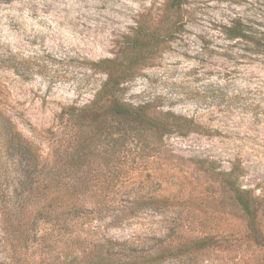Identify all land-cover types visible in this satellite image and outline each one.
Segmentation results:
<instances>
[{
  "label": "rangeland",
  "instance_id": "1",
  "mask_svg": "<svg viewBox=\"0 0 264 264\" xmlns=\"http://www.w3.org/2000/svg\"><path fill=\"white\" fill-rule=\"evenodd\" d=\"M165 0H1L0 108L48 155V133L64 106L92 99L106 75L88 61L113 57L139 21L156 22ZM184 31H176L149 66L123 84L127 104L193 118L200 131L170 134L157 158L127 162L141 183L117 186L192 192L190 206L208 226L240 238L245 220L200 169L213 160L235 167L239 183L262 203L264 222V0H187ZM242 23L248 39L230 37ZM104 145V144H103ZM0 154V184L4 180ZM105 172L106 167H103ZM121 190V191H122ZM160 215L144 210L113 224L117 239L163 232ZM197 264H264V249L245 240L197 255Z\"/></svg>",
  "mask_w": 264,
  "mask_h": 264
},
{
  "label": "trees",
  "instance_id": "2",
  "mask_svg": "<svg viewBox=\"0 0 264 264\" xmlns=\"http://www.w3.org/2000/svg\"><path fill=\"white\" fill-rule=\"evenodd\" d=\"M186 3L165 0L157 21H139L113 57L88 61L89 70L106 78L88 103L57 113L56 127L48 131L55 146L47 156L0 108V264H197L198 254L241 240L264 249L261 199L240 185L235 167L226 171L200 160L221 194L214 197L223 201L228 195L242 214L240 238L208 226L207 210L197 222L192 192L116 188L141 183L126 166L129 160L157 158L165 136L201 129L191 117L150 112L149 104L130 105L121 96L123 84L150 65L174 32L184 31ZM229 31L232 38L248 39L242 23ZM144 210L161 216L162 233L121 239L108 233L110 225Z\"/></svg>",
  "mask_w": 264,
  "mask_h": 264
}]
</instances>
